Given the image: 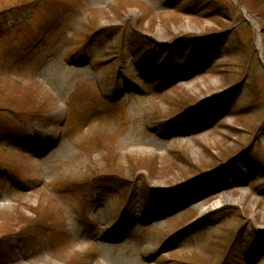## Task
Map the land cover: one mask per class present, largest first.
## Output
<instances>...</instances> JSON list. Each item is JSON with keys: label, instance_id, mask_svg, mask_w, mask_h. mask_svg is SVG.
I'll list each match as a JSON object with an SVG mask.
<instances>
[{"label": "rangeland", "instance_id": "rangeland-1", "mask_svg": "<svg viewBox=\"0 0 264 264\" xmlns=\"http://www.w3.org/2000/svg\"><path fill=\"white\" fill-rule=\"evenodd\" d=\"M92 36L88 53L74 55ZM203 48L206 68L185 77L192 51ZM169 52L182 74L163 84L165 96L148 97L140 88L153 85L135 69L145 54ZM101 96L111 104L98 110ZM221 100L227 112L211 128L194 113L187 133L165 129L192 105ZM82 113L89 121L78 126ZM0 129L8 167H0V264L246 257L245 243L264 245V0H0ZM226 171L247 173V183L221 189L213 176ZM99 173L138 181L141 195L154 189L151 198L191 197L197 210L142 207L132 220L128 181L107 200L87 195ZM202 216L217 221L192 237L176 233ZM53 218V229L39 226L28 240L33 224ZM109 234L115 240L103 241ZM257 254L253 262L264 264Z\"/></svg>", "mask_w": 264, "mask_h": 264}, {"label": "trees", "instance_id": "trees-1", "mask_svg": "<svg viewBox=\"0 0 264 264\" xmlns=\"http://www.w3.org/2000/svg\"><path fill=\"white\" fill-rule=\"evenodd\" d=\"M225 103H226V105H225ZM214 104H216V106L218 107V108H220V109H223L224 108V105H225V107L227 108L228 106H229V102H227L226 100H221V101H219V103L217 102V103H213V104H210V105H214ZM210 112H211V110H210ZM234 162V161H233ZM227 164V163H226ZM232 163L231 162H229L227 165H231ZM56 216V215H55Z\"/></svg>", "mask_w": 264, "mask_h": 264}, {"label": "bare ground", "instance_id": "bare-ground-1", "mask_svg": "<svg viewBox=\"0 0 264 264\" xmlns=\"http://www.w3.org/2000/svg\"><path fill=\"white\" fill-rule=\"evenodd\" d=\"M112 240V237L111 236H108L107 238L103 239V241L107 242V241H111Z\"/></svg>", "mask_w": 264, "mask_h": 264}]
</instances>
